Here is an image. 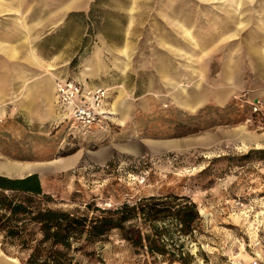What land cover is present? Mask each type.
Instances as JSON below:
<instances>
[{
    "label": "rangeland",
    "instance_id": "374dc122",
    "mask_svg": "<svg viewBox=\"0 0 264 264\" xmlns=\"http://www.w3.org/2000/svg\"><path fill=\"white\" fill-rule=\"evenodd\" d=\"M26 2L20 12L5 14L19 16L12 22L23 28L33 60H8L0 53V73L8 77L6 68L14 62L13 78L18 80L19 70L24 79L18 80L19 94L15 86L0 85V161L18 164L21 173L31 168L52 198L49 207L68 212L149 196L189 197L201 216L199 233L195 241L178 233L173 239L184 243L191 264H264V78L250 75V60H219L237 39L214 47L238 35L262 41L264 0L39 1L28 18ZM71 10L78 11L60 24ZM51 14L54 30L35 45L40 60L32 44ZM12 31L0 29V40ZM94 54L101 68L85 76ZM230 64L243 73L242 86L224 80ZM28 67L41 85L29 82L35 74H26ZM44 78L107 89L106 115L83 125L54 103L56 118L47 120ZM230 89L223 103L213 101L214 94ZM192 91L206 99L188 111L175 99L194 97ZM253 100L261 113L252 112ZM97 253L85 264H167L134 253L115 234ZM25 257L0 235V264H22Z\"/></svg>",
    "mask_w": 264,
    "mask_h": 264
},
{
    "label": "trees",
    "instance_id": "16d2710c",
    "mask_svg": "<svg viewBox=\"0 0 264 264\" xmlns=\"http://www.w3.org/2000/svg\"><path fill=\"white\" fill-rule=\"evenodd\" d=\"M52 202L37 174L0 176V235L26 254L22 264L89 263L112 234L163 263L193 260L173 239L178 233L195 241L199 233L201 216L189 197L149 196L109 209L86 205L82 213L51 208Z\"/></svg>",
    "mask_w": 264,
    "mask_h": 264
},
{
    "label": "crops",
    "instance_id": "0c3cea01",
    "mask_svg": "<svg viewBox=\"0 0 264 264\" xmlns=\"http://www.w3.org/2000/svg\"><path fill=\"white\" fill-rule=\"evenodd\" d=\"M21 1L22 0H0V29L2 28H13V34L11 36H6L4 37L5 40H0V53L8 60H25V61H30L33 60V55L31 54V50L29 48H27L26 45H28L27 43V39L25 37V35L23 34V28L18 25L15 22H12V18H14L16 15H5V14H9V13H17L20 12L21 10ZM27 2V6L29 9V11L25 12V14H23V16L27 17L29 16V14L33 11V10H38L41 7V2L39 1H43V4L46 5H51L52 3L57 4V2H62L64 0H26ZM86 4L84 5L83 8L86 7ZM50 8L52 9L51 12H53V6H50ZM82 8V9H83ZM43 9L45 10H49V7H43ZM81 10V9H78ZM78 10H71L66 12L63 15V20L60 22V24L64 21V19L66 18V16L74 11H78ZM63 11V10H62ZM16 18H19V16ZM33 18H39V16L33 17ZM50 20L54 21V14H51V16L49 17L48 20L43 22V25L45 26L42 31H41V37L36 40L35 42H33V47L35 49V45L36 43L43 37L45 36V34L49 31H52L54 29H50L51 28V24H50ZM12 24V25H11ZM58 24V26L60 25ZM57 26V27H58ZM33 27V26H32ZM56 27V28H57ZM55 28V29H56ZM35 28H33L34 30ZM222 31H224V29H222ZM228 32H224L222 33L220 36H223L224 34H226ZM219 36V37H220ZM251 38V36L249 34L246 35H238L237 37L233 38V39H229V40H225L223 42H217L214 47H216L217 49L219 48V44L220 43H224L226 41H235L237 39V43L233 42L231 45H227L226 49H225V55L219 59V60H250L252 69H251V73L250 75L253 76L255 79H261L262 77L264 78V32H263V40L260 41L258 39H255V41H249V39ZM225 47V46H223ZM37 49H35V54L36 56L40 59L43 60L41 58L40 55H38L39 53H37L36 51ZM19 55V58H18ZM99 57L97 54L93 55V58L87 63L86 68L84 70V75H94L95 73H97L100 68H101V64L99 61ZM194 62V61H193ZM14 62H9V65L6 68V73L8 75V77H6V75L2 73H0V85L2 83L7 84V89L10 87L15 86L14 92H16V94H19L21 92V88H16L17 85L19 84V81H23V72L22 71H17V79L19 80H15L13 78V73L11 71V64H13ZM18 65L24 66V63H19ZM193 72H195L197 74L198 77H201L203 75V71L202 70H198L196 68L193 69ZM26 74H35V76L29 77V78H33L32 81L29 80V82H31L32 84H37V85H41V82L37 83L39 81L38 77V73H36L35 71L31 70L29 67L26 70ZM87 74V75H86ZM224 75V80L229 82L231 85H233L234 87L236 86H242V84H244V82L242 81V75L243 73H241L240 70H238L236 68V66L234 64H230L227 66V68L224 70L223 72ZM12 78V79H11ZM37 78V79H36ZM36 79V80H35ZM44 78L43 80L45 81V95H44V100L46 101L48 107H49V113L47 114V120H53L54 118H56V113L55 110H57L55 108V89H54V83L53 80L50 79H46ZM25 85V84H24ZM196 86H199V84H197ZM8 90V91H9ZM198 90V89H197ZM12 91V90H11ZM232 90H223L218 94H214V98L213 101L217 104H221L223 103L227 96L228 93L231 92ZM10 92V91H9ZM195 94L194 91H192V94ZM0 94L1 91H0ZM37 94H38V99H40L41 96V91L39 92V88L36 89V98H37ZM191 94V92H190ZM204 95L202 94L201 91H197V94H195L194 97L191 96V98L188 99V97L185 98H177L175 100H177L179 103H182V106H184V108L188 111H193L196 110L199 106H201L204 102L206 97H203ZM176 98V97H174ZM0 100H5L3 98L0 97ZM55 109H54V108ZM127 111H123L122 113H126ZM31 165V164H30ZM23 169V174H21L20 176L26 175L29 172L33 171L31 168H22ZM34 172V171H33ZM44 175L45 173L41 174V179L44 180Z\"/></svg>",
    "mask_w": 264,
    "mask_h": 264
},
{
    "label": "built area",
    "instance_id": "2783aa9c",
    "mask_svg": "<svg viewBox=\"0 0 264 264\" xmlns=\"http://www.w3.org/2000/svg\"><path fill=\"white\" fill-rule=\"evenodd\" d=\"M108 90H92L85 83L70 79L55 80L56 106L69 119L83 125H91L104 118V102ZM252 112L261 113L262 106L258 100L249 102ZM258 262H253L257 264ZM232 264H236L234 261Z\"/></svg>",
    "mask_w": 264,
    "mask_h": 264
},
{
    "label": "water",
    "instance_id": "95a60500",
    "mask_svg": "<svg viewBox=\"0 0 264 264\" xmlns=\"http://www.w3.org/2000/svg\"><path fill=\"white\" fill-rule=\"evenodd\" d=\"M234 138L239 139V136L237 134H235ZM34 167H35V170H37L38 172L41 169L40 165L35 164ZM2 171H4V173H1ZM10 172H14L15 174L10 175ZM23 173H21V169L18 167V164L0 161V176L12 178V179L13 178H19L20 179V178H24V177L32 175V174H37V173H34L33 171H31L26 175L20 176ZM14 176H16V177H14ZM38 177H39V175H38Z\"/></svg>",
    "mask_w": 264,
    "mask_h": 264
},
{
    "label": "bare ground",
    "instance_id": "6f19581e",
    "mask_svg": "<svg viewBox=\"0 0 264 264\" xmlns=\"http://www.w3.org/2000/svg\"><path fill=\"white\" fill-rule=\"evenodd\" d=\"M54 89H55V82H54ZM56 97V96H55ZM55 103H56V100H55ZM59 110V109H58Z\"/></svg>",
    "mask_w": 264,
    "mask_h": 264
}]
</instances>
